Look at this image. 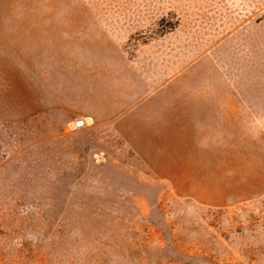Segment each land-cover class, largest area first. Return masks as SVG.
Listing matches in <instances>:
<instances>
[{"label": "rangeland", "instance_id": "1", "mask_svg": "<svg viewBox=\"0 0 264 264\" xmlns=\"http://www.w3.org/2000/svg\"><path fill=\"white\" fill-rule=\"evenodd\" d=\"M200 94L243 98L262 173L264 0H0V264H264V188L184 197L125 139Z\"/></svg>", "mask_w": 264, "mask_h": 264}, {"label": "crops", "instance_id": "2", "mask_svg": "<svg viewBox=\"0 0 264 264\" xmlns=\"http://www.w3.org/2000/svg\"><path fill=\"white\" fill-rule=\"evenodd\" d=\"M165 99L137 123L124 118L125 139L145 145L138 148L141 158L150 166L164 167L165 181L185 184L181 187L184 197L216 206L249 198L264 188V171L256 177L244 175L243 154L232 153L244 147L241 96L200 94ZM228 136L236 138L230 145L225 143Z\"/></svg>", "mask_w": 264, "mask_h": 264}, {"label": "water", "instance_id": "3", "mask_svg": "<svg viewBox=\"0 0 264 264\" xmlns=\"http://www.w3.org/2000/svg\"><path fill=\"white\" fill-rule=\"evenodd\" d=\"M78 125L82 124L81 122H77Z\"/></svg>", "mask_w": 264, "mask_h": 264}, {"label": "bare ground", "instance_id": "4", "mask_svg": "<svg viewBox=\"0 0 264 264\" xmlns=\"http://www.w3.org/2000/svg\"><path fill=\"white\" fill-rule=\"evenodd\" d=\"M87 123V122H86ZM85 124V123H84Z\"/></svg>", "mask_w": 264, "mask_h": 264}]
</instances>
